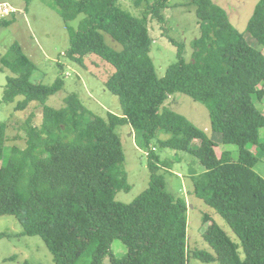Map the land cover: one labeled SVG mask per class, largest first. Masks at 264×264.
I'll return each instance as SVG.
<instances>
[{
  "label": "trees",
  "instance_id": "obj_1",
  "mask_svg": "<svg viewBox=\"0 0 264 264\" xmlns=\"http://www.w3.org/2000/svg\"><path fill=\"white\" fill-rule=\"evenodd\" d=\"M142 2H147L152 17L165 23L162 10L169 0H135ZM190 3L197 7L200 29L192 59L185 57L183 42L170 38L178 59L159 78L150 55L153 37L147 18L133 15L119 0H53L68 25L84 14L76 29L69 25L65 55L83 66L86 56L97 55L114 67L105 84L119 97L121 114L96 115L75 93L64 98L63 107L53 108L46 100L63 89L65 79L33 82L37 64L18 42L0 54V71L11 72L3 101L21 97L17 111L32 102L42 107L41 123L33 125L28 119L26 146L11 157L5 156L8 123L0 121V216L16 217L22 234L40 236L56 264H104L107 257L112 264H189L188 202L167 190L160 173L166 162L155 140L175 150L177 161L178 152L197 158L203 170L197 172V160L189 168L191 176L196 175L195 195L226 220L243 248L241 254L240 244L206 213L208 227L202 236L214 253L195 249L193 256L204 262L264 264V177L254 169L264 157V113L257 106L264 54L222 6L213 0ZM15 19V13L0 19V28ZM247 31L264 45V0L256 4ZM104 33L122 48L110 46ZM175 93L207 105L212 135L238 145L237 159L229 150L215 161L202 158L195 140L218 144L187 117L164 106ZM125 123L140 134L150 170L149 186L130 203L116 199L118 191L131 189L115 130ZM116 239L127 246L124 255L114 252Z\"/></svg>",
  "mask_w": 264,
  "mask_h": 264
},
{
  "label": "rangeland",
  "instance_id": "obj_2",
  "mask_svg": "<svg viewBox=\"0 0 264 264\" xmlns=\"http://www.w3.org/2000/svg\"><path fill=\"white\" fill-rule=\"evenodd\" d=\"M10 2L18 11L16 19L8 27L0 28V54L14 42L22 45L24 52L37 64V70L31 77L36 83L52 84L56 78L62 76L65 85L62 90L50 96L46 104L53 108L64 106V98L71 94H77L83 103L96 115L106 118L108 112L121 114L120 99L106 87L108 79L114 67L97 55L85 57L86 66L70 60L65 51L70 44V28H77L84 14L66 23L55 8L53 0H4ZM191 0H169V5L162 10L165 23H160L152 17L147 2L136 4L135 0H119L120 5L140 18H147L153 44L150 55L155 64L159 78L164 77L169 65L177 59V46L170 38L185 44V57L192 59L193 40L199 37L197 7L190 3ZM222 6L228 13L232 23L242 32L247 40L264 54V45L247 31V23L253 14L259 0H213ZM106 42L114 49L120 50L122 45L115 41L108 33H104ZM62 66V67H61ZM11 75L9 70L0 71V121L7 122V148L5 156L11 157L26 146V125L31 117L33 125H39L42 121V107L38 102H32L22 111L15 110V102H4L3 92L7 83V77ZM257 106L264 113V82L258 84ZM165 107L176 111L201 129L205 130L209 137L218 145H213L211 140L197 139L194 144L199 148V154L207 161L219 159L224 150L232 152L233 159L239 156V147L235 144H224L218 134L212 135L210 129V114L205 103L195 101L191 96L183 93H175L165 101ZM116 132L121 138L125 152V169L128 173V182L131 185L129 191L120 190L116 199L125 203L132 202L142 193L150 183V170L148 167L149 157L145 145L142 143L140 134L129 123L116 126ZM264 141V127L260 130ZM164 134V133H163ZM167 135H159L164 139ZM157 145V153L166 163H162L160 173L165 176L169 192L183 197L188 202V228L187 245L190 253L189 264H222L215 260L204 262L195 256V249H203L214 253L213 248L204 240L202 234L208 227L204 222V215L208 213L228 233L233 241L240 244L239 251L243 253L241 242L236 233L228 225L226 220L203 199L195 195L194 176L190 174V164H194L197 158L190 153L178 152L180 159L175 160L176 151ZM255 150V147H252ZM177 156V157H178ZM2 161H0V165ZM196 164V163H195ZM194 166L197 172L203 170L198 162ZM264 177V157L254 168ZM194 172H196L194 170ZM192 173V172H191ZM22 224L11 215L0 216V264H56L53 254L40 236L22 234ZM2 233L10 234L2 236ZM114 252L121 256L127 252V246L116 239L112 243ZM104 264H112L109 257Z\"/></svg>",
  "mask_w": 264,
  "mask_h": 264
},
{
  "label": "built area",
  "instance_id": "obj_3",
  "mask_svg": "<svg viewBox=\"0 0 264 264\" xmlns=\"http://www.w3.org/2000/svg\"><path fill=\"white\" fill-rule=\"evenodd\" d=\"M18 8L8 1L0 0V19L10 17Z\"/></svg>",
  "mask_w": 264,
  "mask_h": 264
}]
</instances>
